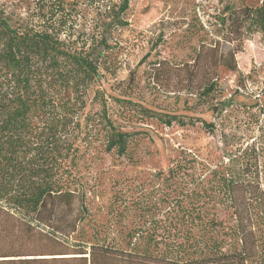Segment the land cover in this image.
<instances>
[{"label":"trees","instance_id":"1","mask_svg":"<svg viewBox=\"0 0 264 264\" xmlns=\"http://www.w3.org/2000/svg\"><path fill=\"white\" fill-rule=\"evenodd\" d=\"M21 1L0 3V264H89L91 245L173 264L232 257L264 264L261 183L231 165L194 178L188 170L195 159L177 160L168 169V180L187 179L189 185L165 196L167 223L154 214L146 219L152 207L137 202L143 223L127 231V248L103 245L105 236L98 232L89 236L81 148L87 150L103 130L105 151L124 155L134 135L118 129L101 90L90 97L111 46L105 31L87 33L79 25L89 16L79 9L85 0ZM129 3L90 0L87 5L95 17H111L101 18L102 25L116 20L124 27ZM225 9L228 16L222 12L213 27L214 42L204 41L185 63L199 72L212 68L200 82L204 92L218 87L222 68L238 70L244 35L264 32V0ZM94 101L100 109L87 110ZM143 114L153 116L147 108ZM164 120L184 123L177 117Z\"/></svg>","mask_w":264,"mask_h":264},{"label":"rangeland","instance_id":"2","mask_svg":"<svg viewBox=\"0 0 264 264\" xmlns=\"http://www.w3.org/2000/svg\"><path fill=\"white\" fill-rule=\"evenodd\" d=\"M88 3H80L82 14L89 16L79 25L87 33L105 31L111 46L90 97L101 90L118 129L134 133L124 155L105 151L103 130L87 150L81 148L89 236L98 232L105 236L103 245L127 248V231L143 223L137 202L152 207L146 219L151 214L167 219L165 196L173 197L176 186L189 185L187 179L184 184L168 180V169L184 158L195 159V167L188 170L194 178L206 176L217 165H231L244 169L246 178L257 179L264 188V32L244 35L236 54L238 70L222 68L218 87L209 92L200 82L213 73L212 68L199 72L185 64L204 41L214 42L213 27L227 5L255 6L262 0H130L124 27L116 20L109 27L102 25L101 18L111 17H95ZM159 61L163 66L156 64ZM146 108L153 116L143 114ZM99 109L97 101L87 107L92 112ZM169 117L184 123L167 124L164 119ZM88 259L89 264H173L93 245ZM197 264L245 262L232 257Z\"/></svg>","mask_w":264,"mask_h":264}]
</instances>
